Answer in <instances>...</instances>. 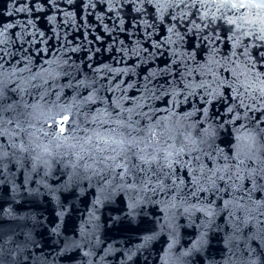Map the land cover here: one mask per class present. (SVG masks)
I'll return each mask as SVG.
<instances>
[{"label":"clouds","instance_id":"1","mask_svg":"<svg viewBox=\"0 0 264 264\" xmlns=\"http://www.w3.org/2000/svg\"><path fill=\"white\" fill-rule=\"evenodd\" d=\"M0 264H264V0H0Z\"/></svg>","mask_w":264,"mask_h":264}]
</instances>
